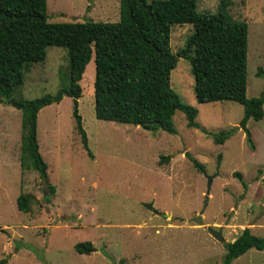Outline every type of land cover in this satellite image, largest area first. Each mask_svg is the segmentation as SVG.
<instances>
[{"label": "rangeland", "instance_id": "rangeland-1", "mask_svg": "<svg viewBox=\"0 0 264 264\" xmlns=\"http://www.w3.org/2000/svg\"><path fill=\"white\" fill-rule=\"evenodd\" d=\"M218 5L219 0H198L202 13H215ZM228 12L248 24L247 95L259 97L264 93V76L258 77L260 69L264 73V0H232ZM48 15L51 23L118 22L120 0H48ZM194 32L191 24L173 26L175 55ZM69 75L68 51L48 48L45 62L29 69L12 98L55 95L67 85ZM94 81L92 60L80 83L83 95L78 102L92 157L77 132L72 98L39 113L38 141L48 165L46 190L37 172L21 170V111L7 101L0 105V260L6 258L7 264H222L227 251L209 228L222 229L228 244L245 228L264 237V119L247 123L256 147L252 150L240 125L244 107L231 101L200 104L185 58L177 57L171 85L183 104L198 111L200 128H189L186 115L177 112L176 135L98 120ZM223 133L230 137L216 144L214 136ZM165 157L170 161H162ZM205 174L213 177L209 195ZM22 193L32 197L29 213L18 208ZM148 204L153 205L151 210ZM84 242H91L96 251L78 253L75 246ZM232 264H264V251L250 250Z\"/></svg>", "mask_w": 264, "mask_h": 264}, {"label": "trees", "instance_id": "trees-1", "mask_svg": "<svg viewBox=\"0 0 264 264\" xmlns=\"http://www.w3.org/2000/svg\"><path fill=\"white\" fill-rule=\"evenodd\" d=\"M232 0H219L215 13L200 12L198 0H120L118 22L51 23L48 0H0V105L7 101L22 113L20 164L23 172H37L48 179V165L40 152L38 117L41 110L72 98L76 129L83 148L92 157L89 138L79 113L83 95L81 81L87 66L95 63V116L98 120L143 126L176 135L174 116L183 112L188 127L199 129L198 111L182 103L171 85L177 57L189 60L195 79V95L200 104L236 102L244 107L240 123L252 150L255 144L247 128L249 120L264 119V93L248 98L249 27L236 21L228 9ZM191 24L194 34L177 55L172 52L174 25ZM68 51L70 75L67 85L55 95L34 100H15L14 91L25 82L26 73L45 62L48 48ZM264 73L259 70L258 77ZM230 134L214 136L224 144ZM200 172L204 167L187 154ZM170 161V157L162 161ZM242 181V176L235 173ZM52 193H55V189ZM32 197L21 194L17 205L29 213ZM147 208H153L148 204ZM80 254H91V242L77 244ZM264 251V237L250 228L229 243L222 264H232L250 250ZM7 264V259L0 260Z\"/></svg>", "mask_w": 264, "mask_h": 264}, {"label": "water", "instance_id": "water-1", "mask_svg": "<svg viewBox=\"0 0 264 264\" xmlns=\"http://www.w3.org/2000/svg\"><path fill=\"white\" fill-rule=\"evenodd\" d=\"M139 127L144 128V127L141 126V125H140ZM144 129H146V128H144ZM147 130H149V129H147ZM205 176L207 177V180H208L207 195H209V194H210V191H211L212 183H213V177L208 176L207 174H205ZM43 185H44V190H46L47 187H48V179H43ZM48 190H50V189H48ZM206 204H207V203H206ZM208 231H209L210 235H211L212 237H214V239H215L216 241H218L219 243H221L222 245H224V249H225L226 251L229 249V244L226 243V239H225L224 236H223V231H222V229L215 230V229L209 228Z\"/></svg>", "mask_w": 264, "mask_h": 264}, {"label": "crops", "instance_id": "crops-1", "mask_svg": "<svg viewBox=\"0 0 264 264\" xmlns=\"http://www.w3.org/2000/svg\"><path fill=\"white\" fill-rule=\"evenodd\" d=\"M257 223V222H256ZM259 226V224H255V228H257Z\"/></svg>", "mask_w": 264, "mask_h": 264}]
</instances>
